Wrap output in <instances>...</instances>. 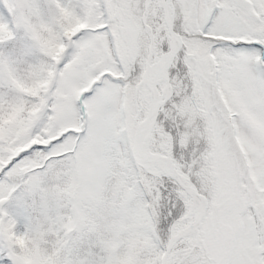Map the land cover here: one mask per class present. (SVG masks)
Masks as SVG:
<instances>
[{
    "label": "snow or ice",
    "instance_id": "obj_1",
    "mask_svg": "<svg viewBox=\"0 0 264 264\" xmlns=\"http://www.w3.org/2000/svg\"><path fill=\"white\" fill-rule=\"evenodd\" d=\"M0 4V264H264V0Z\"/></svg>",
    "mask_w": 264,
    "mask_h": 264
},
{
    "label": "trees",
    "instance_id": "obj_2",
    "mask_svg": "<svg viewBox=\"0 0 264 264\" xmlns=\"http://www.w3.org/2000/svg\"><path fill=\"white\" fill-rule=\"evenodd\" d=\"M0 10H3V5L2 4H0Z\"/></svg>",
    "mask_w": 264,
    "mask_h": 264
}]
</instances>
